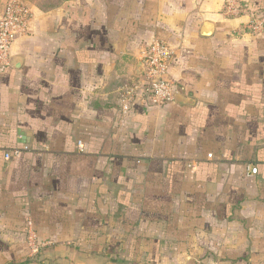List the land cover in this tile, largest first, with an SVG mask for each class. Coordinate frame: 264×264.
Wrapping results in <instances>:
<instances>
[{
	"label": "crops",
	"instance_id": "0c3cea01",
	"mask_svg": "<svg viewBox=\"0 0 264 264\" xmlns=\"http://www.w3.org/2000/svg\"><path fill=\"white\" fill-rule=\"evenodd\" d=\"M22 1L0 70V264H264V0L233 19L224 0ZM154 39L179 100L137 92L124 114ZM29 217L42 242L17 261Z\"/></svg>",
	"mask_w": 264,
	"mask_h": 264
},
{
	"label": "built area",
	"instance_id": "2783aa9c",
	"mask_svg": "<svg viewBox=\"0 0 264 264\" xmlns=\"http://www.w3.org/2000/svg\"><path fill=\"white\" fill-rule=\"evenodd\" d=\"M0 15V70L9 65L10 51L14 42L26 35L32 18V12L22 0H1ZM248 8L241 0H224L223 14L227 18H239L245 15ZM245 29L254 35L263 31V22L252 17L245 24ZM174 59V51L164 40L154 39L140 53L142 80L124 91L120 97L121 111L126 114L130 110L137 92L145 95L154 106L163 107L174 101L176 87L169 78V68ZM18 150L12 151L13 155ZM9 155H6V158ZM211 158V154L207 155ZM257 169L249 168V174L255 175ZM29 230V242L32 241Z\"/></svg>",
	"mask_w": 264,
	"mask_h": 264
},
{
	"label": "rangeland",
	"instance_id": "374dc122",
	"mask_svg": "<svg viewBox=\"0 0 264 264\" xmlns=\"http://www.w3.org/2000/svg\"><path fill=\"white\" fill-rule=\"evenodd\" d=\"M1 1V0H0ZM35 3H39V5H41V3L43 5H48L49 3H54L58 0H33ZM28 231L30 230L32 232V241L31 243L28 241L27 242V237L24 236V242L21 243L20 246H17L16 247V252H15V257L17 259V261L19 260H23L24 257H26V255H33L35 254L36 252L32 253L34 250H38L39 247H37V244H40L42 241L38 238V235H37V232L34 230V227H33V221L31 220V218L29 217L28 219ZM22 236L25 235V232H22L21 233ZM4 251H7L8 249L4 248L2 249ZM4 259H9L8 257H5ZM114 261V264H132V262L136 263L137 260L136 259H112ZM141 260V259H140ZM144 263L145 264H151L150 263V259H144ZM104 264H108V263H104Z\"/></svg>",
	"mask_w": 264,
	"mask_h": 264
},
{
	"label": "water",
	"instance_id": "95a60500",
	"mask_svg": "<svg viewBox=\"0 0 264 264\" xmlns=\"http://www.w3.org/2000/svg\"><path fill=\"white\" fill-rule=\"evenodd\" d=\"M174 100H175V101H176V100H179V95L175 94V95H174Z\"/></svg>",
	"mask_w": 264,
	"mask_h": 264
}]
</instances>
